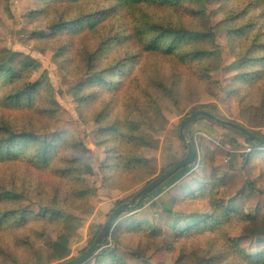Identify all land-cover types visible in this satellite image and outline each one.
<instances>
[{"label":"trees","instance_id":"1","mask_svg":"<svg viewBox=\"0 0 264 264\" xmlns=\"http://www.w3.org/2000/svg\"><path fill=\"white\" fill-rule=\"evenodd\" d=\"M5 1L8 3V0ZM40 1L42 6L32 11L30 16L33 21L45 23L47 31L34 32V38L38 41H54V49L62 54L66 64L69 61L88 75L83 83L76 85L78 91L82 93L80 97L82 104L86 106L92 101L110 97L109 102H104L103 108L93 117V121L98 124L96 133V138H99L98 145L107 149L106 159L100 164L102 170L111 168L114 164L124 171L144 166L137 156L140 148L146 144L144 139L134 132V128L111 116L116 98L124 99L128 95L125 105L137 104L143 97L152 99L158 94L175 99L183 69L193 63L199 64L202 76L211 80L209 71L213 65L208 63L211 60V50L207 47L217 44V27L220 25L224 26L232 50H237L236 60L239 65L236 69L238 71L236 78L231 82L232 94L242 93L241 88L234 86L233 83L242 84V90L247 86L251 89L259 88L264 93V0ZM0 2L8 6L3 0ZM214 2L220 3L217 12L223 15L221 21L217 23L219 25L213 23L208 9V5ZM161 10H171L183 14L186 18L199 19L201 25L198 28L188 25L183 20L162 18L158 13ZM151 57L167 59L174 65L171 78L159 73H141L139 76L140 70L136 71L137 67L144 59ZM34 63L35 59L27 55L19 63L18 71L11 65L7 67L0 65V109L16 114L14 119L6 116L0 118V165L24 164L30 171L41 174L47 172L49 168L51 176L71 177L70 180L85 183L80 176L84 171L80 157L78 155L72 158L63 157L60 153L66 133L50 139L35 134L31 130L32 127L19 129V123L22 121L32 123L33 120H42L57 112L54 88L49 79L46 77L32 79ZM88 86L93 89L91 92L85 91ZM240 99L243 101L244 96L240 95ZM201 108L222 119L230 120L219 114L217 106L203 105ZM197 110H193L191 114ZM200 119L209 121L208 124L211 126H219L242 135L252 150L231 151L221 144L211 147L201 143L198 146L192 125ZM232 121L245 126L264 139V133L261 131L239 121ZM180 127L181 123L176 128H168L165 135L181 139L186 154L169 163L160 174L188 153V147L180 134ZM186 138L191 140L195 147L194 162L178 170L123 214L139 210L145 206L147 198L167 191L172 197L170 205L161 206L157 201H152L149 208L162 226H165L169 216L176 220L193 219L191 225L183 223L177 238L190 235L199 229L203 230L205 227H217L231 222L239 214L232 206L233 202L237 199L243 200L250 211H243L239 216L246 223H251L252 227L234 239V252L243 260L262 262L264 172L259 164L253 161V156L257 152L261 153L258 149L264 148V144L239 130L222 126L208 117H199L192 122ZM231 142L238 141L233 137ZM72 146L79 150L81 144L74 142ZM87 152L91 156L92 151L88 149ZM57 158L61 161L66 160V166H60L59 162L54 163ZM16 189L14 183L8 187L5 182H0V234L13 227H26L32 220L61 222L63 214L59 209L52 208L39 214L35 211V203L29 201L21 205V199L28 196L24 191ZM141 189L120 200L117 206L130 201ZM90 192L91 189L87 186L83 190L73 191L74 195L79 197H88ZM208 194L211 195L210 209L208 211L196 209L193 201L205 199ZM103 225L82 253L91 246ZM111 231L99 249L83 264H164L166 246H159L150 257H144L130 246L120 242L112 244L109 240ZM76 241V236L70 237L67 247L72 249ZM107 245L108 247L102 251L101 249ZM175 264L182 262L178 260Z\"/></svg>","mask_w":264,"mask_h":264},{"label":"rangeland","instance_id":"2","mask_svg":"<svg viewBox=\"0 0 264 264\" xmlns=\"http://www.w3.org/2000/svg\"><path fill=\"white\" fill-rule=\"evenodd\" d=\"M3 1L8 6L0 2V65H11L18 71L19 63L30 55L35 59L32 79L48 78L57 101V112L53 116L33 120L32 123L22 121L19 129L32 127V132L50 139L66 133L60 153L63 157H80L84 167L80 176L85 183L70 180L71 177L51 176L49 168L41 174L30 171L24 164H1L0 182H5L8 187L14 183L16 190L24 191L28 196L21 199V205L33 202L36 205L35 211L39 214L48 209H59L63 219L60 223L32 220L26 227H13L0 234V264H61L79 256L120 200L137 192L158 176L169 163L186 154L181 139L169 138L165 135L166 130L178 127L185 116L191 115L193 110L202 109L203 105L217 106L221 116L264 133V93L259 88L251 89L247 86L242 90L240 83L233 85L241 88L242 93L235 95L230 90L231 82L238 73L236 69L239 62L236 60L237 50H232L224 26L220 25L217 27V44L207 47L211 50V60L208 63L213 65L209 71L211 80L202 76L199 64L193 63L183 69L175 99L158 94L152 99L143 97L137 104L125 105L128 95L124 99L116 98L111 116L134 128V132L144 139L146 144L137 155L144 166L124 171L114 164L113 167L102 170L100 164L106 159L107 149L98 145V124L93 121V117L103 108L104 102H109L110 97L84 106L80 98L82 93L76 85L83 83L88 75L77 65L69 61L66 64L62 54L54 49V41H38L34 38V32L47 31L45 23L33 21L30 16L32 11L42 6L40 0ZM219 7V2L208 5L214 24L223 18L217 12ZM158 13L162 18L183 20L193 27L199 28L201 25V20L186 18L171 10H161ZM137 68L136 71L140 70L139 76L141 73H159L171 78L174 65L167 59L151 57L144 59ZM92 90L89 86L85 88L86 92ZM240 95L244 96L243 101H240ZM2 116L16 118V114L0 109V118ZM17 117L22 119L21 116ZM208 123L209 121L200 119L192 125L198 146L201 143L211 147L221 144L231 151L252 150L242 135ZM233 137L237 139V143L231 142ZM74 142L81 144L79 150L72 146ZM88 149L92 151L91 156L88 155ZM198 149L201 155L200 147ZM258 150L261 153L254 154L253 161L264 172V148ZM56 162L63 167L67 164L66 160L58 158L54 163ZM90 163L92 166H89ZM85 186L91 189L88 197L74 195L73 191L83 190ZM209 195L205 199L193 201L196 209H210ZM152 201L166 206L172 203V197L164 191L158 196L147 198L145 206L139 210L122 214L111 231L109 240L112 244L120 242L130 246L144 257H150L159 246H166L164 264H175L178 260L182 264H264V260L260 263L243 260L234 252V239L252 227L251 223H246L239 216L243 211H250L245 201L237 199L233 202L232 206L239 214L231 222L217 227H205L177 238L183 223L191 225L193 219L184 221L182 218L176 220L169 216L165 226H162L149 208ZM72 236H76L77 241L69 249L67 243ZM107 247L108 245L101 250Z\"/></svg>","mask_w":264,"mask_h":264},{"label":"water","instance_id":"3","mask_svg":"<svg viewBox=\"0 0 264 264\" xmlns=\"http://www.w3.org/2000/svg\"><path fill=\"white\" fill-rule=\"evenodd\" d=\"M199 117H208L222 126H227L239 130L243 134L256 139V141H258L260 144H264V139L254 134L250 129L246 128L243 125L235 123L232 120L222 119L210 113L209 111L199 109L195 111L193 114L185 116L181 121L180 134L184 140V143L188 147L187 155L184 158H182L180 161L175 163L168 170H166L164 173L158 175L152 181H150L143 189H141L137 194H135L130 201H126L120 204L119 206H117L110 213L107 221L104 223L102 229L100 230L99 234L97 235L91 246L81 255L72 258L70 260H67L61 264H83L85 261H87L93 255V253L99 249L100 244L103 242L106 235L111 231V229L116 224L117 220L125 211L133 208L141 198H143L144 196L149 194L152 190H154L162 183H164L169 177L175 174L178 170H180L187 164L194 162L196 156L195 147L191 140H187L186 133L189 130L190 124L196 121Z\"/></svg>","mask_w":264,"mask_h":264}]
</instances>
